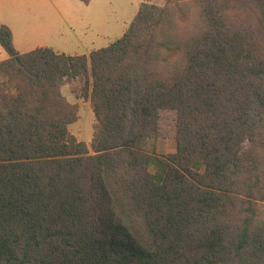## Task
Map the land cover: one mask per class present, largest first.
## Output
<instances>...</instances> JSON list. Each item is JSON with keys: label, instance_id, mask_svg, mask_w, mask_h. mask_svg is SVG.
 Here are the masks:
<instances>
[{"label": "trees", "instance_id": "1", "mask_svg": "<svg viewBox=\"0 0 264 264\" xmlns=\"http://www.w3.org/2000/svg\"><path fill=\"white\" fill-rule=\"evenodd\" d=\"M12 39L0 26V264H264V0L142 2L88 56ZM165 112L159 158L137 143Z\"/></svg>", "mask_w": 264, "mask_h": 264}, {"label": "rangeland", "instance_id": "2", "mask_svg": "<svg viewBox=\"0 0 264 264\" xmlns=\"http://www.w3.org/2000/svg\"><path fill=\"white\" fill-rule=\"evenodd\" d=\"M146 1L164 5V0H89L87 4L82 0H0V26L13 32L12 44L18 53L42 47L65 56H88L120 39ZM6 58L0 47V61ZM81 85L74 82L77 88ZM62 92L67 101L79 107L78 121L69 131L90 146L95 119L89 102L76 99L69 85H64ZM174 124L173 113H162L160 135L140 139L137 148L159 158L174 154ZM259 195L264 204V192Z\"/></svg>", "mask_w": 264, "mask_h": 264}, {"label": "crops", "instance_id": "3", "mask_svg": "<svg viewBox=\"0 0 264 264\" xmlns=\"http://www.w3.org/2000/svg\"><path fill=\"white\" fill-rule=\"evenodd\" d=\"M9 28V27H8ZM10 29V28H9ZM11 33H13L12 31H11ZM13 35V34H12ZM12 38H13V36H12Z\"/></svg>", "mask_w": 264, "mask_h": 264}]
</instances>
